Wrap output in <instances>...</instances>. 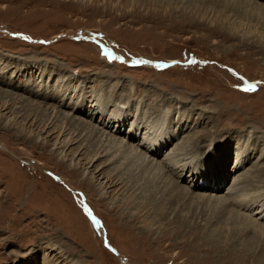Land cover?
Listing matches in <instances>:
<instances>
[{
  "label": "rangeland",
  "instance_id": "1",
  "mask_svg": "<svg viewBox=\"0 0 264 264\" xmlns=\"http://www.w3.org/2000/svg\"><path fill=\"white\" fill-rule=\"evenodd\" d=\"M147 1L0 0V264H49L44 255L52 264H264V231L243 227L247 210L186 205L173 184L170 192L168 172L141 171L106 140L133 145L146 127L173 128L156 160L199 166L227 156L212 193L223 196L248 170L239 192L264 201V0H244L242 14L231 0ZM65 85L90 109L94 94L108 113L120 101L128 114L121 127L136 116L140 134L105 130L98 117L43 97ZM243 140L249 161L235 173ZM131 170L150 192L127 189L122 171ZM115 172L123 180L109 186ZM188 175L179 187L212 191Z\"/></svg>",
  "mask_w": 264,
  "mask_h": 264
},
{
  "label": "bare ground",
  "instance_id": "2",
  "mask_svg": "<svg viewBox=\"0 0 264 264\" xmlns=\"http://www.w3.org/2000/svg\"><path fill=\"white\" fill-rule=\"evenodd\" d=\"M140 1H142V0H136V3H139ZM148 1H147V3H148ZM175 1L176 0H160V4L167 3L170 6L173 3H175ZM190 1H193V0H190ZM208 1H210V0H208ZM214 1L216 2V6H218V5L223 6V5H225V3L228 4V2H227L228 0H214ZM231 1H232L231 5H232L233 9H235V11H238L240 14H242L243 12L239 11V9L244 10V3H243L244 0H231ZM248 1L253 5L256 2V0H255V2H252L251 0H248ZM194 2H196V1L194 0ZM204 2H206V1H204ZM207 3H209V2H207ZM197 4H198V2H197ZM251 8H252V5H251ZM259 8H262V7H259ZM258 13L264 18V9L259 10ZM6 67L7 66H2V68H0V70H4ZM75 87L76 86H74V85H70V86L65 85V86L59 87L56 91H52V90L49 92L43 91V97H47L49 99H55V100H57L58 105L61 104V105L66 106V107L69 106L70 110L73 112H82L86 115L89 114L90 118L98 117V123L101 124L102 128H105V130L106 129L111 130V128L113 127L115 129L113 131H116V133H126L128 135V137H131V138H135L136 133L138 135L140 134V130L144 126L141 124V120L136 116H133L134 120L129 121V123L127 125L128 128L123 129L121 127L122 125H124V123L127 122L128 114H127L126 109L123 110L124 106L120 105V101H118L117 104L115 105L117 107V110L111 111L108 113V111L105 110L106 106L102 105L103 103L101 101L98 102L99 99L97 97H99V96L97 94H94V95L92 94L93 100H95L94 101L95 104H93V105L94 106L96 105V106H95V108L90 109L87 107L86 101H84V98H82L81 101L78 104H76L79 96L77 94L73 93V92H75ZM62 97H64L65 100H68V103L65 100L63 101ZM96 102H98V103L96 104ZM133 112L134 111H132V113ZM109 115H111V116H109ZM63 116L68 117L67 113H66V115L64 114ZM148 126H150V125H148ZM153 127H152V129H150L148 127L143 129L144 131H143V133L141 132V138L139 139V142L137 144L125 145L124 143H122L121 140H119L117 138L115 139L113 134L109 135L110 137L106 138V140L109 141L108 144L110 147L111 146L120 147L121 149L119 151H121L125 155H128L129 157L126 156L129 158L128 160H130L133 163H135L136 161L139 162V164H136V165H139V166L141 165V169H140L141 171L154 170L157 174L159 173L158 178L161 177V173L163 174L164 172H168V176L170 178H173V182H172V180L170 181V185H171V189H172V190H170V192L174 191L173 187H172V184H173V186L176 188V192H177L176 197L178 199H181L182 203H184L186 205L196 204V206L199 204L200 205L201 204L202 205L211 204L213 206H216V204H221L223 209L229 210V211L232 210V207L233 208L237 207V208L243 209L245 211L247 210L248 211L247 217L249 219H248V223L247 222L242 223L243 227H248L247 225L252 222V223L256 224V226L259 230L264 231V201L257 199L258 195L251 196L247 199L246 194L248 192H246V193L239 192L241 189H243L244 186L249 185V184H244L247 181L248 176H246V171H248V170H245L241 173H237V172L242 170V169H245L244 168L245 164L248 163V161H249L248 160L249 156L247 153L248 149L247 148L242 149V148L245 145L250 146L249 145L250 143L245 142V144H244V140H243V142H242L243 144L240 147V149L242 151H240V153L236 154V157H235L234 163H233V167H232V169H230V170H234L235 173H237L233 177V183H232L235 186H233V188H232V185L229 188L227 187L228 190H226L225 194L222 196V195H219L217 193H212L213 192L212 189L215 188L216 190H218L219 188L217 186L212 187V188H208V183L210 181H213L215 168H216V174L219 173V174L224 175V173L221 170L225 167L224 162H225V160H227V156H225V157L222 156L221 157L222 159H218L217 161L215 159L213 164L210 160H208L205 162V164H202L199 166L196 165L197 163L195 164V163L191 162L192 164H190V161H192V160H190L191 159L190 157H189L190 158L189 161H184L186 159H180V157H179V159H176L175 158L176 156H169L167 158H164V160H156L154 157H155V155H157L159 153L160 147L163 146L165 143H167V141L171 137L175 136L177 134V132L174 133L175 129H173V128H171L170 131H168L169 130L168 129L167 132H165V131L163 132V131L159 130L160 127H156V128H153ZM53 130H52V132H53ZM105 130H103L101 132V135L104 134L103 132ZM125 138L127 139V137H125ZM69 141L70 140H65L59 146V148L60 147L63 148L67 143H69ZM58 144H60V143H58ZM198 145L199 144L197 143V146ZM242 154H244V155H242ZM90 158H88V159H90ZM97 159L98 158L93 160L91 158L88 161V163H90V167H92L91 168L92 171H93V169H97L98 172L103 173L102 167H97L100 164L99 162L96 163ZM143 162H144V164H143ZM260 166H262L260 164V162H256L253 165V169H251V171L256 172L257 176H260V174H261L260 172H258V171L262 170L259 168ZM187 168H189V175L191 177V179H189L190 183L194 182L195 187H196L197 186V180H201V182L204 183L205 189L207 187L208 190L210 189L212 191L208 194H205V192L200 193L199 191L195 192V193H191L189 191L188 187H186V186L179 187L178 184L180 183V178H183V174L187 170ZM112 169H114V168H112ZM127 170H128V168H127ZM132 171L133 170H131V172L122 171V173H126L125 177L127 178L128 183L130 182V185L128 184L129 186L127 187V189H133V190H135V189L139 190L140 189L141 190L140 193L145 192L147 185L144 182H142L138 186L137 182H139L138 179H140V177L136 173H133ZM117 172H115L114 174L106 175V177L108 178V181H109V186H110V183L113 181V179H115L117 181V182H114L115 185L120 183L123 180V179H121L118 182V179L120 178V176H117L118 175ZM176 173H177V175H176ZM173 174L176 175V178H174ZM196 175H198V178H196ZM92 177H94L93 174H92ZM148 177L149 176H145V179H147L146 180L147 182H149V180H150ZM142 178L144 179V177H142ZM166 181H164V182H166ZM141 187H143V188L145 187V189L142 191ZM158 188H156V189H158ZM198 188H199V186H198ZM254 188H256V187L249 188V189H254ZM147 189H148L147 191H149V192L151 191L150 186ZM151 196L149 198H146L143 196V194H141V195L132 194V197H134L133 199H135V200L137 199L138 200L137 202H139V203L145 202V204H148V205L150 204L151 206L158 204V203H155V202H157V201H155V198H152ZM171 198H172V196H171ZM172 200L175 201L174 198H172ZM130 201H129V203H130ZM259 201H261V202H259ZM161 203H163V202H161ZM134 205H136V203H133V206ZM141 207H142V205H141ZM141 209H143V207L140 208V210ZM157 214L162 217V216H165L166 213H164V211L161 210V211L157 212ZM256 226H254V227H256ZM48 246L50 247V250L55 249L54 246H52V245H48ZM59 253H60V251H59ZM48 257H49L48 255H44V261L43 262L45 263L46 261H48L49 264H52L53 259L51 258L48 260L47 259ZM25 261L22 264H25Z\"/></svg>",
  "mask_w": 264,
  "mask_h": 264
}]
</instances>
